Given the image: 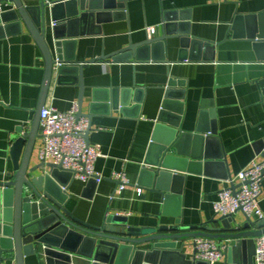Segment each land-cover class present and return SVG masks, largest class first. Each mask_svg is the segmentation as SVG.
<instances>
[{"label": "crops", "instance_id": "crops-1", "mask_svg": "<svg viewBox=\"0 0 264 264\" xmlns=\"http://www.w3.org/2000/svg\"><path fill=\"white\" fill-rule=\"evenodd\" d=\"M22 1L33 8L40 2ZM13 7L10 3L3 12ZM127 10L126 18L107 16L100 26L90 23V35L77 39L67 54L84 62L108 56L129 40L138 43L146 36H160L167 24L177 37L150 51L153 60L135 63L121 57L84 68L81 112L89 116L88 144L102 154L94 164V173L102 180L91 199H85L86 183L71 179L66 208L92 227L102 226L114 215L139 230L171 226L176 220L184 227H214L211 221L219 216L213 205L219 191L229 188L231 180L237 186V173L251 161H263L259 153L264 144V44L251 37L264 27V0H131ZM8 31V35L0 31V181L12 174L11 137L17 130H29L44 78L43 58L26 29L14 22ZM58 79L54 73L44 107L66 112L79 101L77 78L67 73ZM127 89L132 92L126 94V104L115 103L114 98L120 100ZM167 91L171 95L167 120L174 121L178 110L183 116L179 128L186 134L180 138L186 169L173 187L178 195L163 200L149 191V178L141 172L151 168L147 162L152 139L171 138L172 127L157 125ZM198 125L213 130L216 138L206 133L212 138L206 144L189 136ZM41 148L39 134L31 166L40 164ZM119 172L129 185L117 193L111 176ZM260 207L264 214V179ZM233 217L240 225L246 221L241 212ZM253 241L229 254V245L223 242L227 248L220 264L227 260V264H252ZM192 242L187 241L182 251L188 260L194 258Z\"/></svg>", "mask_w": 264, "mask_h": 264}, {"label": "water", "instance_id": "water-1", "mask_svg": "<svg viewBox=\"0 0 264 264\" xmlns=\"http://www.w3.org/2000/svg\"><path fill=\"white\" fill-rule=\"evenodd\" d=\"M8 1L14 7L0 13V31L8 35V29L14 22L26 29L43 58L44 78L29 130H17L11 137L8 154L12 174L8 175L7 181H0V264H26L27 260H32L31 264H208L194 258L186 259L182 251L187 241L207 238L219 244L226 242L229 254L235 247L264 234V220L246 217L245 223L240 225L232 215L213 219L211 224L214 227L203 224L184 227L180 225L181 221L176 220L171 226L143 230L129 226L128 219L118 215L110 216L100 227L89 226L75 218L66 208L70 198L67 186L72 179L71 173L53 163L40 162L31 166L33 148L42 130L40 113L54 73L59 79L67 73L76 76L74 83L80 92L77 117L89 119L81 112L85 88L83 70L86 66L108 59L119 61L121 57L135 63L147 62L153 60L148 55L150 51L166 47L168 40L177 36L170 32L171 26L163 25L160 36H146L138 43L129 40L126 47L108 56L101 54L92 60L78 61L72 53L67 54L68 47L74 48L77 39L90 35V23L100 26L107 16L111 19L126 18L125 11H128L127 4L131 0H50L53 2L51 8L43 0L34 8L22 0ZM257 31V35L251 38L264 44V27ZM160 60L164 61L163 58ZM131 92L128 89L122 91L120 100L114 98L115 103L124 106L129 98L126 94ZM262 96L264 104V90ZM170 97L167 91L157 125L172 127L169 131L171 138L165 142L152 139L151 159L147 162L151 168H143L141 172L149 178L146 184L149 191L159 194L163 200L178 195L173 187L182 181L180 173L186 169L180 140L186 134L179 128L183 116L178 110L174 121L167 120ZM89 132L88 126L83 136L87 144ZM206 133L215 137L213 130H202L199 125L193 134L188 135L206 142L212 139L204 136ZM196 147L200 148V143ZM262 148L260 155L264 161V144ZM97 184V176H93L86 183L88 192L83 198L91 199ZM230 188L234 190L236 186L231 184ZM191 245L193 247V243Z\"/></svg>", "mask_w": 264, "mask_h": 264}, {"label": "built area", "instance_id": "built-area-1", "mask_svg": "<svg viewBox=\"0 0 264 264\" xmlns=\"http://www.w3.org/2000/svg\"><path fill=\"white\" fill-rule=\"evenodd\" d=\"M40 1V0H39ZM49 8L50 0H43ZM10 6L8 0H0V13L3 7ZM48 8V9H49ZM78 103L72 102L66 112H60L52 106L43 107L40 113V138L42 148L38 159L43 163L61 165L62 170L71 173L72 180L87 183L93 176L94 164L102 157L97 147L90 146L84 140L88 128V119L77 117ZM260 155V153H259ZM111 178L117 183L116 192H122L129 182L122 173H114ZM97 176V183L100 182ZM264 179V161L253 160L237 173V186L219 191L213 205L217 216H233L241 212L245 217L264 220L260 207L261 184ZM233 184V181H230ZM253 263L264 264V234L254 239ZM194 259L208 264H220L224 260L227 246L207 238L193 240Z\"/></svg>", "mask_w": 264, "mask_h": 264}]
</instances>
